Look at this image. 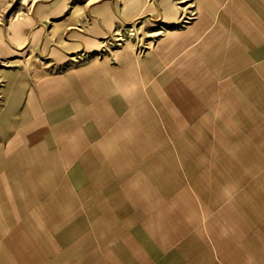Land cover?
I'll return each mask as SVG.
<instances>
[{
  "label": "crops",
  "instance_id": "crops-1",
  "mask_svg": "<svg viewBox=\"0 0 264 264\" xmlns=\"http://www.w3.org/2000/svg\"><path fill=\"white\" fill-rule=\"evenodd\" d=\"M220 13L217 31L173 41L223 46L227 72L242 62L234 88L193 84V69L164 84L166 70L153 80L148 66L93 58L27 90L0 153V264H85L84 245H63L84 229L85 194L68 191L80 188L96 189V264H264V0Z\"/></svg>",
  "mask_w": 264,
  "mask_h": 264
},
{
  "label": "rangeland",
  "instance_id": "rangeland-1",
  "mask_svg": "<svg viewBox=\"0 0 264 264\" xmlns=\"http://www.w3.org/2000/svg\"><path fill=\"white\" fill-rule=\"evenodd\" d=\"M228 1L231 0H0V153L5 160L9 158L13 134L20 127L14 121L24 111L19 113L18 105L28 99L27 90L47 74L79 68L93 58L114 67L127 63L136 68L148 66L153 80L166 70L164 84H172L179 76L181 81L187 79L184 73L193 69L197 71V76L191 78L193 84L219 87L225 83L232 88L237 84V66L242 62L230 61L227 72L225 61L220 59L223 46H207L212 50H205L206 46L198 43L181 46L176 43L178 39L173 41V32H183L185 28H195L203 35L217 31L215 23L220 22V12ZM207 4L212 5V10L206 8ZM206 12L209 23L205 28ZM193 48L196 60L180 59ZM243 68L251 69L252 62ZM22 76L27 84L16 95L14 84ZM220 95L212 93V100H219ZM228 95L231 102H236V93ZM7 181L4 177L2 185ZM60 191L49 190L50 195ZM68 191L69 201L76 202L85 194L84 203L75 207L85 212V221L80 235L70 236L63 245H84L85 264H96V189ZM4 192L12 202L10 188ZM22 207L18 206V214ZM68 255L75 259L81 252Z\"/></svg>",
  "mask_w": 264,
  "mask_h": 264
}]
</instances>
